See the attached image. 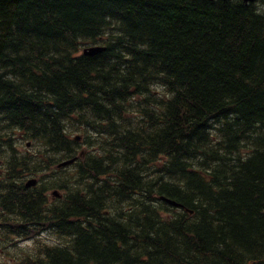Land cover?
I'll use <instances>...</instances> for the list:
<instances>
[{
    "label": "trees",
    "instance_id": "trees-1",
    "mask_svg": "<svg viewBox=\"0 0 264 264\" xmlns=\"http://www.w3.org/2000/svg\"><path fill=\"white\" fill-rule=\"evenodd\" d=\"M90 43L105 50L80 55ZM70 124L104 137L98 157L74 164L62 200L46 205L56 181L37 188L33 209L22 186L0 191L11 198L5 236L28 235L11 204L35 234L53 225L68 239L36 246L23 264H264V9L0 0V158L13 150L5 127L72 157ZM4 164L36 172L22 158Z\"/></svg>",
    "mask_w": 264,
    "mask_h": 264
},
{
    "label": "rangeland",
    "instance_id": "rangeland-1",
    "mask_svg": "<svg viewBox=\"0 0 264 264\" xmlns=\"http://www.w3.org/2000/svg\"><path fill=\"white\" fill-rule=\"evenodd\" d=\"M84 47H87L84 45ZM83 130L75 131L73 132L74 135H82ZM26 140H20L16 144L17 149L23 154V155H35L38 151V147L34 144H30L29 147H26ZM80 146H83L81 144ZM86 148V147H85ZM71 170L66 171L63 174H59L60 176H67ZM49 173V172H46ZM48 175V174H44ZM40 241L46 242V243H58L59 239L55 237L53 234L45 233L40 237ZM37 243V240L35 241H22L18 242L16 245H6L5 248H0V264H21L23 262V258L28 256V251H33V246Z\"/></svg>",
    "mask_w": 264,
    "mask_h": 264
},
{
    "label": "water",
    "instance_id": "water-1",
    "mask_svg": "<svg viewBox=\"0 0 264 264\" xmlns=\"http://www.w3.org/2000/svg\"><path fill=\"white\" fill-rule=\"evenodd\" d=\"M253 1H255V0H243V2H245V3L253 2ZM99 51H100V48H96V47H95V48H89L88 52H87V51H84V52H87L86 54H94V53H97V52H99ZM71 162H72V160L63 163L62 165H66V164L71 163ZM34 183H35L34 181L31 182V184H34ZM170 203H172V204H174V205H178V204H176V203H174V202H170Z\"/></svg>",
    "mask_w": 264,
    "mask_h": 264
},
{
    "label": "bare ground",
    "instance_id": "bare-ground-1",
    "mask_svg": "<svg viewBox=\"0 0 264 264\" xmlns=\"http://www.w3.org/2000/svg\"><path fill=\"white\" fill-rule=\"evenodd\" d=\"M168 200V199H167Z\"/></svg>",
    "mask_w": 264,
    "mask_h": 264
}]
</instances>
